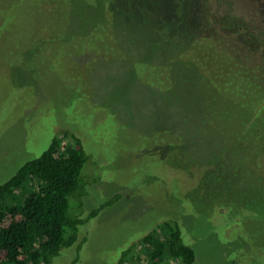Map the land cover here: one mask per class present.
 Here are the masks:
<instances>
[{
  "label": "rangeland",
  "instance_id": "1",
  "mask_svg": "<svg viewBox=\"0 0 264 264\" xmlns=\"http://www.w3.org/2000/svg\"><path fill=\"white\" fill-rule=\"evenodd\" d=\"M37 1L0 0V184L26 161L41 155L59 132L68 130L82 138L90 155L83 168L90 193L84 196L83 206L72 199V210L86 218L103 202L118 196L80 225V249L74 246V251L68 252L64 248L54 264H116L123 251L131 249L124 259L130 264L145 250L136 242L163 219L178 220L184 241L196 251L195 264H264V196L253 183L247 190L235 184L228 187L235 198V210L231 212L228 206L219 210L217 188L198 189L191 173L178 171L179 164L189 168L185 162H190L180 155L185 148L181 136L176 133L171 137L178 148L175 156L166 136H144L131 130L106 109L94 108L89 102L93 98L84 97L75 79L83 73L84 65L75 56L96 51L100 44L94 41L106 31L112 34V27L94 23L87 35H73L66 43L56 38L46 41L52 34L64 35V20L79 16L82 6L83 11L87 7L100 17L108 15L113 10L108 0H52L57 1L53 9L47 8L49 0H40L43 6ZM125 1L117 0V4L122 7ZM185 1L186 16L195 0ZM205 2L201 7L217 19L212 31L218 38L235 40V49L246 65L244 71L252 76L258 72L260 81L256 80L264 88V0ZM199 7L197 15L205 12ZM76 28L74 25L72 30L76 32ZM103 44L105 41L101 47L105 49ZM208 89L199 86L197 96L187 105L201 115L219 109L220 137L232 139L235 131L243 128L238 117L242 109L264 103L256 91L244 96L234 90ZM227 142L225 150L233 152V141ZM159 152L171 153L172 171L158 158ZM225 169L211 180L199 173L198 181L210 188L222 187L231 167Z\"/></svg>",
  "mask_w": 264,
  "mask_h": 264
},
{
  "label": "trees",
  "instance_id": "2",
  "mask_svg": "<svg viewBox=\"0 0 264 264\" xmlns=\"http://www.w3.org/2000/svg\"><path fill=\"white\" fill-rule=\"evenodd\" d=\"M212 1L215 5L219 0ZM55 2L49 0L47 8L53 9ZM185 2L126 0L121 7L117 0H108L109 9L113 10L101 17L87 11V7L83 11L82 6L78 8L82 14L62 21L64 35L52 34L46 41L56 38L66 43L73 35H87L94 23L110 25L112 34L106 31L94 41L100 44L96 51L75 56L84 65L83 73L75 77L84 97L93 98L89 102L94 108L106 109L112 118L131 130L144 136H166L175 156L178 148L171 137L176 133L181 136L185 148L180 155L184 162L188 158L190 162H185L189 168L179 164L178 171L191 173L198 189L217 188L219 210L228 206L233 212L235 198L227 191L231 185L247 190V185L254 184L264 196V103L242 109L238 117L243 128L236 130L231 139L220 137L217 132L219 109L201 115L189 108L187 101L197 96L199 86L211 91L221 88L223 93L239 91L244 96L256 91L262 100L264 88L258 83V72L252 76L244 71L246 65L235 49V40L218 38L212 31L217 19L201 7L205 0H195L186 16ZM198 5V10H205L199 15L195 13ZM74 25L76 32L72 30ZM101 39L105 49L101 48ZM227 141H233V152L225 150ZM158 158L172 171L171 153L159 152ZM89 159L82 138L75 132L62 131L41 155L26 161L0 184V264H54V258L64 248L68 252L74 251V246L75 250L80 249V225L118 197L112 196L86 218L72 210V199L80 200L83 206L84 196L90 193L83 178ZM222 167H231L226 185L210 188L198 181L203 174L208 180L216 178L226 170ZM229 181L233 182L227 184ZM136 243L145 250L130 264L197 261L195 249L184 241L182 227L175 219H163ZM128 251L131 249L123 251L116 264H126Z\"/></svg>",
  "mask_w": 264,
  "mask_h": 264
}]
</instances>
